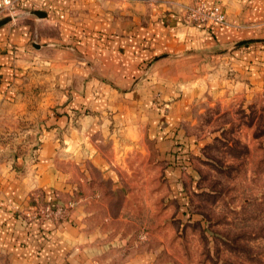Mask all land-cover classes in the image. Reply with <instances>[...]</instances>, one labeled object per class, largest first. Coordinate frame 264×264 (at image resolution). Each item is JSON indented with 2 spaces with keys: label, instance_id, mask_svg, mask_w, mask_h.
Returning <instances> with one entry per match:
<instances>
[{
  "label": "crops",
  "instance_id": "obj_1",
  "mask_svg": "<svg viewBox=\"0 0 264 264\" xmlns=\"http://www.w3.org/2000/svg\"><path fill=\"white\" fill-rule=\"evenodd\" d=\"M203 1L225 22L188 21L196 0H29L0 26V264L176 249L175 144L212 137L208 110L211 125L264 107V0ZM47 204L65 217L42 218Z\"/></svg>",
  "mask_w": 264,
  "mask_h": 264
},
{
  "label": "rangeland",
  "instance_id": "obj_2",
  "mask_svg": "<svg viewBox=\"0 0 264 264\" xmlns=\"http://www.w3.org/2000/svg\"><path fill=\"white\" fill-rule=\"evenodd\" d=\"M232 112L210 125L208 110L212 137L196 149L182 142L185 197L170 219L179 243L162 245L155 264H264V107Z\"/></svg>",
  "mask_w": 264,
  "mask_h": 264
},
{
  "label": "built area",
  "instance_id": "obj_3",
  "mask_svg": "<svg viewBox=\"0 0 264 264\" xmlns=\"http://www.w3.org/2000/svg\"><path fill=\"white\" fill-rule=\"evenodd\" d=\"M29 0H0V18L11 16L13 19L20 15L21 6ZM185 18L198 24L224 23L225 14L220 7L208 8L203 0H196L194 5L185 7ZM70 207L74 206L71 202ZM66 207L46 205L42 210V218L63 219L66 215Z\"/></svg>",
  "mask_w": 264,
  "mask_h": 264
},
{
  "label": "trees",
  "instance_id": "obj_4",
  "mask_svg": "<svg viewBox=\"0 0 264 264\" xmlns=\"http://www.w3.org/2000/svg\"><path fill=\"white\" fill-rule=\"evenodd\" d=\"M186 152L185 145L183 146L182 143H176L175 149L172 152V162L176 166L183 167L187 163V161H185L188 158Z\"/></svg>",
  "mask_w": 264,
  "mask_h": 264
},
{
  "label": "water",
  "instance_id": "obj_5",
  "mask_svg": "<svg viewBox=\"0 0 264 264\" xmlns=\"http://www.w3.org/2000/svg\"><path fill=\"white\" fill-rule=\"evenodd\" d=\"M33 12L36 13V14H38V15H40V16H45V13H43V12H41L39 10H34ZM12 20H13V18L11 16H4V17H2V18H0V26L6 24L8 22H11ZM250 40H255V39H250ZM34 44H36V43H34ZM39 46H41V45L38 44V47Z\"/></svg>",
  "mask_w": 264,
  "mask_h": 264
}]
</instances>
